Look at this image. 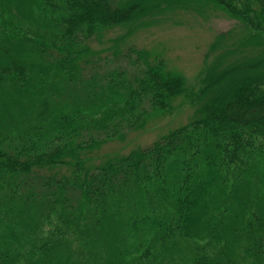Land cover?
Here are the masks:
<instances>
[{"label":"trees","instance_id":"1","mask_svg":"<svg viewBox=\"0 0 264 264\" xmlns=\"http://www.w3.org/2000/svg\"><path fill=\"white\" fill-rule=\"evenodd\" d=\"M27 1L35 30L0 0L1 32L19 43L0 59V264H264V49L211 66L195 92L126 34L104 38L161 0ZM208 1L264 47V0ZM179 96L199 116L86 157Z\"/></svg>","mask_w":264,"mask_h":264},{"label":"rangeland","instance_id":"2","mask_svg":"<svg viewBox=\"0 0 264 264\" xmlns=\"http://www.w3.org/2000/svg\"><path fill=\"white\" fill-rule=\"evenodd\" d=\"M8 1L14 4L11 6L12 14L24 13L33 30L37 29L39 17L29 1ZM158 7V12L152 16L137 23L115 27L107 31L104 38H119L126 34L124 47L134 45L164 59L169 69L184 77L189 90L197 91L211 66L224 69L254 62L264 49L248 44L249 35L251 37L253 32L240 20L215 8L208 0H161ZM13 38L7 33L2 34L0 29L2 61V57H8L12 48L18 49L19 43ZM4 109L0 102V112ZM197 111V106H193L189 99L179 96L174 100L171 111L152 115L143 128L129 132L121 141L108 142L84 155L91 164L96 165L108 158L128 154L136 148L148 147L163 135L199 116Z\"/></svg>","mask_w":264,"mask_h":264}]
</instances>
